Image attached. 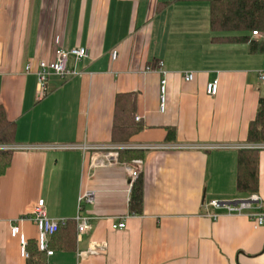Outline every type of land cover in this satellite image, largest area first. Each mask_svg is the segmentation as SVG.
<instances>
[{
  "label": "crops",
  "instance_id": "1",
  "mask_svg": "<svg viewBox=\"0 0 264 264\" xmlns=\"http://www.w3.org/2000/svg\"><path fill=\"white\" fill-rule=\"evenodd\" d=\"M227 35L250 40L213 39ZM74 46L88 50L80 61L69 58L79 73L51 74L38 98L37 76L26 63ZM261 74L262 35L212 31L206 0H0V105L15 122V145L111 143L116 96L126 92L135 95L142 125L129 142L223 145L124 153L122 162L142 160L139 213L129 209L132 184L122 164L92 167L76 149L13 150L0 176V264H26L10 235L16 218L43 199L48 216L73 219L85 191L94 192L82 210L91 228L76 234L74 249H52L48 264H264V225L206 206L249 195L236 186L238 145L252 143L249 125L264 103ZM213 80L217 92L210 95ZM257 150L264 210V149ZM123 216L126 227L112 229ZM20 228L36 241L32 221L23 219ZM91 241L106 242V250L80 257Z\"/></svg>",
  "mask_w": 264,
  "mask_h": 264
},
{
  "label": "built area",
  "instance_id": "2",
  "mask_svg": "<svg viewBox=\"0 0 264 264\" xmlns=\"http://www.w3.org/2000/svg\"><path fill=\"white\" fill-rule=\"evenodd\" d=\"M252 35H262L264 46V31L259 32L253 30ZM111 59L116 60L118 51L113 49L111 51ZM88 56V50L83 46H74L68 49L57 48L54 53V58L50 61L45 59H39L35 63L29 61L26 63L24 69L26 72H33L37 76V97L42 98L46 94L47 79L51 74H57L60 76H66L68 74H77L78 70L71 69L68 65L70 57H73L77 61H80ZM161 67L162 63L159 62ZM157 70L162 72L161 68ZM147 70H151L150 66H147ZM193 72H186L183 75L185 81H191L193 79ZM264 75H260L263 78ZM218 81L213 80L207 85V93L215 95L217 92ZM160 103L159 110L165 109V92H166V79L162 77L159 83ZM138 120L139 116H135ZM217 148L223 147V145H176L171 143H150V144H135L131 142L123 143H105V144H91L85 141L81 143H55V144H21V145H0V148H7L12 150H79L82 156L88 157V163L92 167H106L122 164L124 171L129 177V185L137 179L141 172V159H132L130 161H120V152L124 150H167V149H180V148ZM239 148H253L264 149V142L258 143H246L238 145ZM94 201V192L85 191L79 195L77 213L74 216L76 221L77 238L80 239L81 235L87 232L90 228V222L87 216L82 214L83 203H92ZM262 199L258 193H251L247 197L242 199H234L228 201H220L218 199H210L207 203V207L222 208L224 214H237L246 215L252 222L253 227L257 228L264 225V210L261 209ZM209 214V213H208ZM214 220L218 218L220 213L209 214ZM126 216H123L118 221L111 223L112 229H124L126 227ZM28 219L34 223L37 227V241L38 247L41 251H45L47 255L52 254V250L48 248L49 237L55 233L60 225L65 224L66 218H53L48 216L45 202L43 199L37 200L25 214L16 218L10 227V235L18 237L20 245V254L23 258L28 257L26 250L27 238L23 234L20 228V221ZM106 242L91 241L88 247L78 252L80 257H86L92 254H99L106 250Z\"/></svg>",
  "mask_w": 264,
  "mask_h": 264
},
{
  "label": "trees",
  "instance_id": "3",
  "mask_svg": "<svg viewBox=\"0 0 264 264\" xmlns=\"http://www.w3.org/2000/svg\"><path fill=\"white\" fill-rule=\"evenodd\" d=\"M210 5V27L212 31H250L264 29V0H206ZM214 40L248 41V35L215 36ZM264 50V46H263ZM135 95L133 92L120 93L116 96L115 116L112 130V143L129 142V138L142 128L135 121ZM15 122L7 119L0 105V145H12L15 140ZM172 131V129H170ZM248 140L252 143L264 142V103L259 106L255 119L250 123ZM133 150L120 152L124 153ZM257 149L241 148L238 155L236 186L237 190L248 194L256 193L258 174L256 167ZM12 149L0 148V176L5 173L12 158ZM142 205V179L140 175L132 183L129 209L139 213ZM76 221L67 219L48 240L49 249H74L76 239ZM26 264H48L47 254L38 247V241L28 240ZM53 252V251H52Z\"/></svg>",
  "mask_w": 264,
  "mask_h": 264
}]
</instances>
